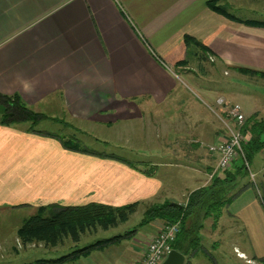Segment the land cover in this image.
I'll return each instance as SVG.
<instances>
[{
	"label": "crops",
	"instance_id": "1",
	"mask_svg": "<svg viewBox=\"0 0 264 264\" xmlns=\"http://www.w3.org/2000/svg\"><path fill=\"white\" fill-rule=\"evenodd\" d=\"M208 1L0 0V93L18 94L31 108H58L70 124L107 127L141 116L143 107L148 111L172 103L175 113L155 111L162 123L184 116L193 123L180 135L169 133L173 141L167 140L164 150L174 163L161 166H183L192 172L190 192L206 186L218 173L210 147L224 138L216 99L223 96L238 105L253 122L264 120V96L249 88L254 76L259 86H264V78L236 70L264 72V26L233 20L212 10ZM217 5L240 20L264 22V0H218ZM208 60L229 77V90L221 87L215 107L203 99L195 102L190 94L186 103L181 92L187 83L212 98V90L186 76L192 64L205 74L199 63ZM233 76L245 79V84L236 83ZM202 106L213 107L216 120ZM150 164L154 173L146 175L141 167L69 150L57 138L28 131L22 123L0 124V214L23 206L34 213L50 203L139 202L136 211L164 201L184 203L187 196L160 199L167 171L159 176L160 163ZM259 170L264 171V165ZM261 186L264 192V175ZM243 195L223 208L216 223L207 218L200 236L207 223L208 237L233 223L234 236H242V243H234L231 250L239 263L264 264V195L261 200ZM163 225L164 220L153 219L132 237L64 264H132ZM218 244H210L214 252L225 250ZM198 251L206 255L202 244ZM211 258H192L190 264H215Z\"/></svg>",
	"mask_w": 264,
	"mask_h": 264
},
{
	"label": "rangeland",
	"instance_id": "2",
	"mask_svg": "<svg viewBox=\"0 0 264 264\" xmlns=\"http://www.w3.org/2000/svg\"><path fill=\"white\" fill-rule=\"evenodd\" d=\"M199 64H201L202 67L201 71L205 72V74H201L202 72L198 70L197 66L192 64L190 65V68L187 69L186 76L195 82L199 87H207L212 90V98L208 99L201 93V90H197L195 85L187 83L186 85H189L188 88H184V94L183 91L181 92L182 99L187 103V100L190 101L191 95L195 102L200 103L201 99H203L207 104L215 107L213 101L214 96L219 93L221 87L229 90L230 86L228 81L225 82V80L229 77L224 75V70L220 66L213 65V62L209 60L202 61ZM252 80L254 81L249 82V88L251 90H256L258 95L264 96V86H259L257 83V80H260L259 77L254 76V79ZM234 81L236 83L245 84V79L238 80V78L234 77ZM256 84H258V88L256 87ZM190 90L192 92H189ZM213 107L202 106L200 108H202L206 114L208 113L212 116V109L214 110ZM247 107L248 106H246V108ZM221 108L222 112H219V110L218 112L215 110V112L216 115L217 113L219 115V121L222 123L224 128L223 135L226 137L228 130L225 123H228L229 126L231 124L227 121L224 115L225 105L221 106ZM31 109L42 113L44 118H41L33 125L31 122H21L25 127L27 126V128L31 126L35 130H41L49 134H54L63 140H76L81 147H85L99 153H112L118 155L131 161L137 167L147 168L148 166L144 162L160 163L157 174L160 176L163 174L164 170L167 171V174H163L164 191L161 192L159 196L160 199L167 197L181 199L187 196L190 189L194 186V181L190 180V173L192 172H188L189 170L184 169L183 166H161V164L165 162L174 163L171 161L172 156L166 155V150H164V146L168 142L167 140L173 141V138H171L172 134L169 135V133L173 132L174 135L175 133L180 135V131L186 132L187 130L183 128L184 126L189 127L193 123V118H188L187 116H184L183 118L175 117L173 120L168 118L169 124H167V122L166 124L162 123V116L155 111L159 109H166L170 113H175L176 109L173 107L172 103L168 106H164L163 108L152 107L149 108L148 111L143 107L141 108V116H135L127 120L118 121L110 127L80 122H71L70 124L62 111L58 108L41 106L37 108L32 107ZM243 109V111H247L245 108ZM184 110L186 112L188 108L184 107ZM173 117L174 116H172V118ZM214 118L216 120V117ZM263 165V151H258L251 155L249 159V169L250 172L253 173V177L249 174L248 179L246 178L244 181L247 182L249 180L252 184L240 193L244 194L242 198L256 197L261 200V196L264 195L261 186L264 171L259 169ZM215 169L219 170L217 167H215ZM144 211L145 207L141 206L134 214L130 215L127 221L120 223L117 226H112L108 229L97 228L96 230L87 231L81 234L80 239L77 242H73L70 238H66L63 243H59L56 246H46L42 242H33L22 245L17 237V229L22 225L23 220L32 213L31 209L23 206L12 211H3L0 214V264H28L38 258H55L67 254L75 248L91 244L99 239L123 234L125 231L138 225V223L144 218ZM226 223L228 225V222ZM209 226V223H207V228L205 229L206 232L201 235V244L206 249V255L198 253L199 251L194 254L190 253L186 257L185 262L190 264V260L192 258L195 260L203 259L205 262L208 257H212L211 260H213L215 264H240L239 260L235 257V254L231 252L233 247L232 245H235L234 243H237L238 245L242 243L241 235L234 236L236 225L233 226V223H231V227H227L224 232L221 228L211 237H208L210 230ZM243 236L245 237V235ZM214 243H219L218 245L222 246L225 250H216L214 252V250L210 247V244L214 245ZM194 264H198V261ZM249 264L254 263L250 261Z\"/></svg>",
	"mask_w": 264,
	"mask_h": 264
},
{
	"label": "trees",
	"instance_id": "3",
	"mask_svg": "<svg viewBox=\"0 0 264 264\" xmlns=\"http://www.w3.org/2000/svg\"><path fill=\"white\" fill-rule=\"evenodd\" d=\"M217 2L218 0H209L207 3L212 10L222 13L233 20L264 26V22L238 19L229 14L224 7L217 5ZM202 58L204 60L207 59L204 55H202ZM236 70L264 78V72L243 67L236 68ZM41 118H44V115L33 111L18 94L6 95L0 93V124L11 125L31 122L33 125ZM27 129L41 135L55 137L61 142L63 147L69 150L115 159L134 168L136 167L131 161L118 155L99 153L81 147L76 140H63L54 134L35 130L31 126ZM239 129L244 136L242 144L244 155L237 156L229 167L217 170L218 173L211 178V181L206 186L189 192L184 203L178 204L164 201L159 204H150L145 208L144 218L138 225L123 234L99 239L55 258H38L28 264H64L82 254H88L94 248L132 237L139 227L156 218L164 220V223L179 221L180 229L172 243V247L181 251L186 257L190 253H196L201 246L200 230L204 227V221L207 218H211L213 223H216L222 214L223 208L252 184L249 180L247 182L244 181V179H248L250 174V169L247 168L246 163L249 165V159L252 154L264 151V120L253 122L251 118L245 117L244 123ZM144 163L148 167L142 171L146 175H152L155 167L148 162ZM138 205L139 202L120 206L99 202H89L81 205H62L60 203L41 205L36 208L34 213L23 220L22 225L17 229V237L22 245L42 242L46 246H56L59 243H63L66 238L77 242L81 234L87 231L96 230L97 228L108 229L127 221L130 215L136 211ZM185 264L189 263L185 262Z\"/></svg>",
	"mask_w": 264,
	"mask_h": 264
},
{
	"label": "built area",
	"instance_id": "4",
	"mask_svg": "<svg viewBox=\"0 0 264 264\" xmlns=\"http://www.w3.org/2000/svg\"><path fill=\"white\" fill-rule=\"evenodd\" d=\"M216 103L219 106L225 105V118L231 124L229 126L228 123H225L228 130L226 137L210 147L217 156V169H223L229 167L237 156L244 155L242 148L244 136L239 128L244 123L245 115L238 105L227 103L223 97H218ZM246 166L249 169L247 163ZM250 175L253 177V173L250 172ZM179 229V221L164 223L148 240L141 257L132 264H161L173 249L172 243Z\"/></svg>",
	"mask_w": 264,
	"mask_h": 264
},
{
	"label": "water",
	"instance_id": "5",
	"mask_svg": "<svg viewBox=\"0 0 264 264\" xmlns=\"http://www.w3.org/2000/svg\"><path fill=\"white\" fill-rule=\"evenodd\" d=\"M186 256L177 249H171L161 264H184Z\"/></svg>",
	"mask_w": 264,
	"mask_h": 264
}]
</instances>
